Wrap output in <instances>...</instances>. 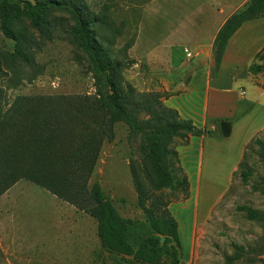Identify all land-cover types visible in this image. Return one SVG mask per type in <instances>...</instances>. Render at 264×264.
Here are the masks:
<instances>
[{"label":"trees","instance_id":"16d2710c","mask_svg":"<svg viewBox=\"0 0 264 264\" xmlns=\"http://www.w3.org/2000/svg\"><path fill=\"white\" fill-rule=\"evenodd\" d=\"M102 7L101 12H94L82 0H0V29L15 42L19 54L26 43L24 32L17 28L19 23L27 20L41 29L53 12L67 11L72 20L70 39L83 51L95 87L92 94L76 96H17L8 108L0 106V196L19 180H28L94 218L104 249L132 256L138 264H180L178 223L169 209L174 197L166 191H182L181 198L186 199L189 181L175 144L212 130L198 127L167 106L163 102L167 92L139 91L125 79L124 70L136 62L127 54L134 37L125 44L126 52L120 57L114 42L98 33V27L107 24L108 8ZM263 16L264 0H248L225 20L213 43L215 69L235 31L244 22ZM262 58L264 46L248 71L263 72L264 66L258 62ZM116 122H123L128 129L132 183L137 204L151 229L136 246L130 240L132 220L124 218L105 198L99 182L88 184L103 142L114 138ZM251 141L257 145L264 165V137ZM245 158L244 153L237 170ZM245 166L241 170L244 183L252 174ZM261 180V187L254 188L264 193V177ZM239 209L247 219L264 225V211L247 205ZM236 257L229 256L228 261Z\"/></svg>","mask_w":264,"mask_h":264},{"label":"rangeland","instance_id":"374dc122","mask_svg":"<svg viewBox=\"0 0 264 264\" xmlns=\"http://www.w3.org/2000/svg\"><path fill=\"white\" fill-rule=\"evenodd\" d=\"M145 1L82 0L94 12H101L102 6H107V24L100 25L98 33L114 42L120 57L126 52L125 44L135 38ZM71 24L67 11L53 12L41 29L23 20L17 25L26 37L21 54L17 53L15 42L4 36L0 29L1 108H8L17 96L94 93V79L87 69L85 55L70 39ZM258 62L264 66V58ZM132 70L126 68L123 72L128 81L129 76L135 75ZM214 71L212 60L211 72ZM259 74L264 85V71ZM130 83L136 90L144 91L140 84ZM241 88L246 93L245 85ZM114 133L112 140L103 142L88 184L99 182L105 198L124 218L132 220L130 240L136 246L150 234L151 229L137 204L132 183L128 165L132 148L127 139V126L116 122ZM259 136L264 137V130ZM244 153V165L234 171L227 189L209 209L207 202L221 193L226 180L207 176L201 182L199 214L192 223L188 217L194 210V199L184 206L182 191H166L174 197L170 208L177 207L187 225L183 222L180 228V264H264V225L247 219L239 209V206L247 205L264 211V193L259 189L264 165L258 156V147L252 141ZM245 165L252 170L246 183L241 174ZM255 185L259 186L258 189L254 188ZM96 229L94 218L83 210L43 187L28 180H19L0 196V264H138L132 256L104 249ZM233 255L237 256L236 259L228 261V257Z\"/></svg>","mask_w":264,"mask_h":264},{"label":"crops","instance_id":"0c3cea01","mask_svg":"<svg viewBox=\"0 0 264 264\" xmlns=\"http://www.w3.org/2000/svg\"><path fill=\"white\" fill-rule=\"evenodd\" d=\"M247 1L147 0L141 7L134 42L128 49L129 56L136 61L129 67L135 72L128 77L130 82L140 84L144 91L167 92L163 99L167 106L177 109L198 127L212 130L203 136L190 135L187 143L175 144L189 181L184 206L194 199V210L188 217L191 223L199 214L201 182L207 176L226 180L221 193L207 202L209 209L230 184L247 144L264 130L263 81L259 73L248 71L255 54L264 46V16L244 22L235 31L218 67L211 72L218 30ZM242 85L246 88L244 94ZM220 122L225 123L226 135L220 130ZM169 209L181 235L183 215L177 207L172 209L169 205Z\"/></svg>","mask_w":264,"mask_h":264},{"label":"water","instance_id":"95a60500","mask_svg":"<svg viewBox=\"0 0 264 264\" xmlns=\"http://www.w3.org/2000/svg\"><path fill=\"white\" fill-rule=\"evenodd\" d=\"M220 130L222 134L226 135V127L224 122H220ZM162 240H164V237H162Z\"/></svg>","mask_w":264,"mask_h":264},{"label":"built area","instance_id":"2783aa9c","mask_svg":"<svg viewBox=\"0 0 264 264\" xmlns=\"http://www.w3.org/2000/svg\"><path fill=\"white\" fill-rule=\"evenodd\" d=\"M185 52H186L187 56H190L191 55L189 49L185 48ZM244 93H245V91H244V89H242L241 90V94H244Z\"/></svg>","mask_w":264,"mask_h":264}]
</instances>
